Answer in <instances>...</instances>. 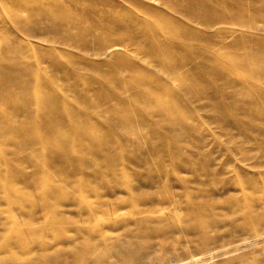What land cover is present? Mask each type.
<instances>
[{"label":"bare ground","instance_id":"6f19581e","mask_svg":"<svg viewBox=\"0 0 264 264\" xmlns=\"http://www.w3.org/2000/svg\"><path fill=\"white\" fill-rule=\"evenodd\" d=\"M100 4L113 9L108 12L99 8ZM0 6L7 8L2 23L9 24L10 34L48 46L25 48L18 41L8 50L0 49V58L11 54L15 61L12 69L0 68L5 101L4 107L0 106V198L29 201L24 207L32 211L18 216L16 208L0 204V224H9L6 244L0 247V264H76L78 260H86L78 264H116L119 259L132 264L143 239L149 237L135 235V228L144 234L154 228L155 238L175 240L178 222L183 225L181 231L195 234L202 247L223 239L209 233L221 220L213 202L219 195L209 188L186 200L175 193L157 203L126 200L124 205L131 212L109 223L111 229L127 230L117 237L110 236L101 224L78 228L75 233H86L84 240L71 236L68 213L73 204L66 201L82 199L89 190L81 180L70 184L57 177L54 169L82 173L83 164L71 163L78 157L104 175L111 168L107 161L120 160L114 152L118 146L133 148L138 153L136 159L147 163L146 138L150 149L169 151L171 161L187 165L197 158L195 151L202 149L196 141H207L205 126L212 120L222 133L244 138L243 143L251 145L250 149L238 145L235 150L240 154L239 166L253 156L256 162L250 163V171L264 176V141L251 137V132L264 135V122L253 120L261 111L260 103L264 105V88L259 86L264 83V0H0ZM0 29L4 31V27ZM237 31L241 36L224 50V42ZM193 40L202 44L195 46ZM240 44L253 48L246 47L242 55L228 53ZM30 52L36 55V63H21L19 57ZM108 52L117 64L113 68L105 58ZM216 62L221 67L214 73L226 82L210 91L194 78ZM42 63L49 64L52 72ZM238 68L248 70L251 76L235 82L232 73ZM132 75L137 81L126 82L125 77ZM189 80L191 83H186ZM19 86L28 88V93L17 94L14 90ZM243 86L249 92H244ZM203 100L212 103L206 105ZM114 132L124 136L123 142H112ZM104 145L109 147L106 155L102 153ZM25 150L28 155L21 157ZM89 151L92 157L86 155ZM28 167L36 171L28 172ZM42 171L53 180L36 179ZM18 178L55 194L40 198L24 193L14 184ZM247 186L240 188L242 202H231L228 211L240 215L244 222L241 230L264 228V187L256 179ZM199 197L209 199L200 204ZM95 204L107 206L108 212L123 211V204L92 203L85 198L74 205L94 211ZM157 205H171L176 216L164 217L153 211ZM197 205L202 210L198 215H182ZM44 209L51 210L53 216H38L44 215ZM145 209L150 212L143 213ZM23 219L30 221L28 227L19 225ZM250 240L260 243L264 233ZM68 246L75 248L72 254L64 251ZM204 251L192 255L188 264L213 262L224 252L227 261L231 260L232 254L224 246ZM238 264H264V257H250Z\"/></svg>","mask_w":264,"mask_h":264},{"label":"rangeland","instance_id":"374dc122","mask_svg":"<svg viewBox=\"0 0 264 264\" xmlns=\"http://www.w3.org/2000/svg\"><path fill=\"white\" fill-rule=\"evenodd\" d=\"M97 1L100 2L102 0ZM99 8L108 10V12L112 11L113 9L112 7L102 4H100ZM6 9L7 8L0 6V27H4L3 32L0 29V49L8 50L11 45L18 41L20 42L21 46L25 48H28L31 46V44H35L37 48L40 49H46L48 47L46 44L36 41L30 42L26 39L20 38L16 34H10L12 30L9 24L6 22L2 23L4 22L2 21V17ZM247 13L249 14L250 11L247 10ZM261 26L264 27V24L262 23ZM208 31L210 34L211 32H214L213 30ZM241 34L242 32L237 31L233 34V36L228 38V40L224 42V50L237 37H240ZM193 44L195 46H199L202 44V41L198 42L193 40ZM246 47L253 48V46H244V44H240L236 47H231V50H228V53L242 55L245 53ZM181 54H185L184 51ZM261 54L264 55V52L261 51ZM9 55L6 54V56L0 58V68L9 70L15 67V61L13 60L12 55ZM105 58L109 61L108 64L111 68L117 65L113 60V54L111 52H108ZM36 60L37 57L33 52H30L29 56L19 57V61L21 63H36ZM41 65L44 66L48 72H52L49 64L42 63ZM220 67V63L216 62L207 71L208 73L199 72L195 75L196 78H194V80L197 81L199 85L209 87L210 91L216 86L225 85V78H221L220 76L216 75L217 73H214L216 70L219 71ZM262 68L264 69V67ZM141 71L142 70H140L138 74L141 73ZM135 76L136 75L126 76V82L135 83L137 81V77ZM250 76L251 73L246 69L238 68L232 73V78L235 82H244L246 78H249ZM186 83H191V80ZM259 86L264 88V83L259 84ZM242 90L246 93L249 92L247 86H243ZM14 91L17 94L23 95L28 93L29 90L24 86H19L15 88ZM3 93L4 89L0 86L1 107H4L5 105V101L2 98ZM202 102L206 105L207 103L208 105L212 103L210 100H203ZM260 106L261 111L259 110L255 113V116L257 115V117L253 120L258 123H263L264 105L260 103ZM32 107L35 108V105H32ZM205 115L209 116L206 113L204 116ZM20 118H22V116ZM230 119L232 120L233 116L230 117ZM206 124L208 126H205V130L207 131L204 132V135L207 136V141H196L197 147L202 148L203 150H196L195 152L197 158L188 161L187 165H177L171 161L169 159V151L150 149V139L146 138L147 143L145 144V154L148 157L147 163L136 159L135 154L138 153L133 148L118 146L114 152L118 154V158L120 160L116 161L118 163L107 161L108 165H111V168L104 175L99 174L95 167L92 166L87 159L84 160L78 157H73L71 163L76 165L79 163L83 164L84 168H81L82 173L78 171L72 173L71 171L63 170V167L60 169L55 168L54 170H56L55 174L57 177L61 179H67V182L70 184L81 180L83 186H86L89 190V194L84 195L82 199L77 200L72 198L66 201L69 205L73 204V206L70 207L68 213L71 220L68 223V228L71 229L69 235L76 237L78 236L81 240H84L86 233L81 231L80 233L76 234L75 231L78 228L85 226L93 227L101 224L104 226L105 231L110 236L117 237L121 234H125L127 230L111 229L109 227V223L121 215H128L131 212L130 208L124 205L126 200H133L141 204L153 201L157 203L160 198H165L171 193L177 194L181 200H186L189 195L201 194V189L209 188L211 191L217 194V196L219 195V199L213 202L216 203L215 205L219 207L221 212V214L219 212L221 219L219 221V227L211 229L209 233L211 235H221L223 236V239L215 242L211 246L202 247L199 245L200 240L195 234H188L187 232L183 233L181 231L183 225L180 222H178L174 227L176 234L173 237L175 240H173L171 237L162 239L155 238L154 235L156 231L154 228L147 229L145 234L139 229L135 228V235L145 236L146 238L148 236L149 237L148 239H143L142 244L139 246V251L135 252V256L133 257L134 261H132V264H188V260L192 255H201L203 252H205L204 249L207 247H218V249H220V247L223 246L228 248L232 254L230 262L229 260L227 261V255L224 252V254L222 253L221 256L214 257L213 262L207 260L202 264H238L239 262H242L250 257H264V241L257 243V241L250 240L251 238H254L258 235H262L264 233V228L257 226L256 228H247L245 230H241L239 227H242L244 222L240 218V215L236 213L233 215L228 211L231 202H242V198L240 197V188L247 186L252 179H256V181H258V183L264 187V176H261L258 173L255 175L253 174V171H250V163L255 164L256 162V159L253 156L249 158V162H246L242 167L239 166L237 156L240 154L239 152L236 153L235 150L237 149L238 145L242 147L245 145L244 147L246 149H250L251 145L248 143H243L246 141L244 138H232L231 134L228 132L224 131V133H222V128L212 120H209V122ZM262 131L264 130L262 129ZM251 137L253 139L256 138L260 141H264V135L257 132H251ZM123 140L124 136L116 134L115 132L112 134V142L119 144L123 142ZM216 140L220 142L216 143ZM107 150H109L107 145L102 146L103 154L106 155ZM48 153L49 151L45 150V154L47 156ZM19 155L21 157H25L28 155V152L25 150ZM86 155L88 157H92L94 154L93 152L89 151ZM10 157L14 158L15 156L10 155ZM25 170L28 172L36 171V168L28 167ZM35 178L48 182L53 180L51 176H46L45 171L40 172ZM128 181H131L130 185L127 183ZM14 184H17L20 190L24 191V193H32L40 198L52 197V193L55 194L54 191H51L52 193L50 191H46L41 185L31 186L30 182H22L21 178H18L16 181H14ZM249 187L250 185L247 186V188ZM65 190L68 191L67 188H65ZM247 190L250 192L249 189ZM7 197L8 196H2L0 198V204L2 206L4 204H10L17 209L18 216L31 214L32 211L30 207H26V209L24 207L25 204H29V201H25L23 203L14 201L13 199ZM84 198L89 199L92 203L103 202L106 205L113 203L119 206L123 204V211L120 214L111 211L108 212L106 210L107 206L99 208L96 206V204L95 210L91 211L88 208H82L79 205H74L76 203H80V201ZM207 199L199 197L198 201L200 204H202L205 203ZM153 209V211L161 213V215L164 217L167 214V216L173 218L176 216L177 212L171 205H157L156 207H153ZM201 211L202 210L198 209L197 205L196 207L185 209L182 212V215H198V213ZM146 212H150V209H145V211H143V213ZM152 214L154 213L152 212ZM38 216L52 217L53 212L49 209H44V215L41 213V215ZM204 216L207 220L211 219L208 212H205ZM28 221L27 219H23L19 225L22 227H28L30 224V221ZM224 221L232 223L227 224V222L224 223ZM8 228L9 224H0V247L6 244L7 237L9 236ZM235 249H238V251H234ZM64 251H66L68 254H72L75 251V248L68 246L64 249ZM72 259V257L69 258V260ZM80 262L83 263L86 262V260H78L76 264ZM116 264L130 263L126 260L119 259L117 260Z\"/></svg>","mask_w":264,"mask_h":264}]
</instances>
